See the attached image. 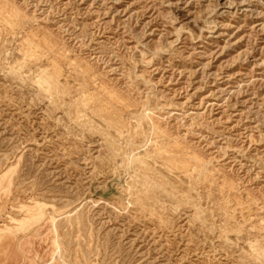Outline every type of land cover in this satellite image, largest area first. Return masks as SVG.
Wrapping results in <instances>:
<instances>
[{
	"label": "rangeland",
	"instance_id": "obj_1",
	"mask_svg": "<svg viewBox=\"0 0 264 264\" xmlns=\"http://www.w3.org/2000/svg\"><path fill=\"white\" fill-rule=\"evenodd\" d=\"M0 3V264H264V0Z\"/></svg>",
	"mask_w": 264,
	"mask_h": 264
},
{
	"label": "bare ground",
	"instance_id": "obj_2",
	"mask_svg": "<svg viewBox=\"0 0 264 264\" xmlns=\"http://www.w3.org/2000/svg\"><path fill=\"white\" fill-rule=\"evenodd\" d=\"M2 1V0H1ZM8 1V0H7ZM1 4V3H0ZM8 4V3H7ZM9 5V4H8ZM10 6V5H9ZM15 6V5H14ZM8 7V6H7ZM17 7V6H16ZM15 7V8H16ZM11 8H13V11H15V8L14 7H11ZM20 8V7H19ZM19 8H16V9H19ZM5 10V9H4ZM20 11V10H19ZM18 11V12H19ZM7 12V11H6ZM9 12H10V10H9ZM8 12V13H9ZM21 12V11H20ZM15 15H16V13H15ZM19 17V16H18ZM17 17V18H18ZM49 34H50V32H48ZM44 35H46V34H44ZM43 35V36H44ZM52 35V34H51ZM50 35V36H51ZM46 37H48V35L46 36ZM51 37H53V35L51 36ZM48 38H50V37H48ZM29 39V38H28ZM27 40V39H26ZM48 40V39H47ZM52 41V40H51ZM47 42H49V40L47 41ZM52 43V42H51ZM55 44H56V42H54ZM53 44V43H52ZM51 46V45H50ZM33 47V46H32ZM54 64V63H53ZM89 65V64H88ZM57 66V65H56ZM87 67H89V66H87ZM57 68H58V66H57ZM57 68H55V69H57ZM60 68V67H59ZM90 68V67H89ZM53 70H54V68H52ZM60 70V69H59ZM59 70H56V73H54V75H53V73L51 74V73H49V76L51 77V79H55V80H57L62 74H61V71H59ZM46 72H49V71H47L46 70ZM52 72V71H51ZM43 73V72H42ZM51 74V75H50ZM44 75H45V73H44ZM47 75L48 74H46L45 75V77H47ZM40 76V75H39ZM42 79V78H41ZM50 79V78H49ZM50 79V80H51ZM60 79V78H59ZM58 79V80H59ZM45 80V79H44ZM54 80V81H55ZM53 81V83H55ZM49 82V81H48ZM56 82H59V81H56ZM59 85V84H58ZM63 86V85H62ZM107 89V88H106ZM88 98V97H87ZM83 106V105H82ZM146 116V115H145ZM148 116V115H147ZM152 116V115H151ZM143 119V118H142ZM148 121H149V125H151V126H153L154 128L155 127H157L158 125H156L155 123H154V120L151 118V117H149L148 116ZM108 122V121H107ZM114 124H116V126H117V131H118V133L119 134H123V129L124 128H126V125H125V123L124 122H121V121H118V123H114ZM148 127V126H147ZM152 128V127H151ZM160 131H161V128H160ZM115 144H117V143H115ZM179 145V144H178ZM111 146V145H110ZM181 147V146H180ZM120 150V149H119ZM121 151V150H120ZM133 156V155H132ZM136 156V155H135ZM133 156V158L131 157V159H132V161H130L131 159H129L127 162H131L132 164H141L142 163V161L144 160V159H142V158H140V157H138V156ZM128 157H129V155H128ZM173 157V156H172ZM127 158V157H126ZM190 158H192V157H190ZM198 158H200V157H198ZM198 158H193V159H195L197 162H199V167H202L204 170H206L205 169V167H206V162H204L202 159H198ZM128 159V158H127ZM178 162V161H177ZM130 164V163H129ZM175 165V164H174ZM206 172V171H205Z\"/></svg>",
	"mask_w": 264,
	"mask_h": 264
}]
</instances>
